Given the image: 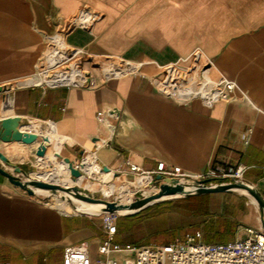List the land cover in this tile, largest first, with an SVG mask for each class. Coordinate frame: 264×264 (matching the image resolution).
<instances>
[{"label": "crops", "instance_id": "1", "mask_svg": "<svg viewBox=\"0 0 264 264\" xmlns=\"http://www.w3.org/2000/svg\"><path fill=\"white\" fill-rule=\"evenodd\" d=\"M83 12L92 16L87 26L74 21ZM52 38L67 52L79 50L74 60L95 86L24 83L43 64ZM195 50L235 80L250 102L235 94L207 106L161 93L165 65ZM93 57L123 63L96 65ZM102 63L138 67L106 76ZM1 87L0 119L61 124L72 135L66 142L73 160L79 159V136L98 138L84 155L91 149L112 169L125 168L127 158L145 168L164 162L191 175L241 165L244 182L264 197V0H0ZM114 108L120 114L110 113ZM39 141H0L6 147L0 151L28 173L44 158L35 155ZM40 195H28L0 174V262L62 264L64 249L80 244L97 257L104 238L100 217L63 212ZM243 199V212L231 218L235 230L260 224L257 206Z\"/></svg>", "mask_w": 264, "mask_h": 264}, {"label": "built area", "instance_id": "2", "mask_svg": "<svg viewBox=\"0 0 264 264\" xmlns=\"http://www.w3.org/2000/svg\"><path fill=\"white\" fill-rule=\"evenodd\" d=\"M91 19L92 16L88 12H83L74 21L81 26H87ZM61 45L55 42L49 44L47 54L43 64L37 70V74L54 76L55 73H61L63 79L51 83L43 81L34 84L66 87L95 86L96 84L90 78L89 73L84 72L81 64L74 60L79 50L74 49L67 52L64 45ZM92 63L98 65L94 61ZM211 66L212 61L205 58L200 50H195L190 56L165 65L167 77L157 84V89L164 95L179 101L199 98L207 106H212L219 100L232 99L235 94L250 102L246 93L235 80L222 73L212 76L209 72ZM137 67L136 64L131 63L130 66L115 68L105 75L118 76ZM102 114L103 112L97 113L98 116ZM24 120L23 125L34 123L39 127L48 126L50 122V120L30 118H24ZM21 130L31 134L29 129L21 128ZM247 133L249 134L251 131ZM33 135L40 140L39 143L41 144L43 134L37 132ZM50 141L51 146L53 142ZM248 141V136L243 139L244 143ZM89 153L92 156L94 151L92 152L90 149ZM93 161L96 163V174H98L103 170L102 166L105 164L95 157ZM74 165L79 168V163L75 162ZM125 165L126 167L123 169L109 167L104 180L98 177L91 178L104 185L114 183L116 179L124 183V180L131 178L137 182L131 187L127 186L126 183V187L122 191L120 189L114 190L112 194L108 195V198L112 197V200L125 202V198H128V201H133L138 196H136L137 193L145 196L143 191L146 189L157 192L159 185L171 177L186 182L206 180L209 184H225L242 181L245 171L241 165L235 167L213 165L201 174L191 175L185 173L179 166H167L164 162H157L154 167L145 168L128 158L125 160ZM113 172L116 173V176H112ZM156 175L161 176L159 181L155 179ZM99 215L104 238L97 246L98 256L93 259L85 245H75L64 249L62 264H264V229L261 218L257 227L240 226L236 230L234 239L227 242H204L202 240L203 233L196 230L194 233L188 234L184 241L136 246L130 243L120 245L114 241L119 217L117 214L103 212ZM113 255H119L120 260L119 257ZM0 264L10 263L5 261L0 262Z\"/></svg>", "mask_w": 264, "mask_h": 264}, {"label": "rangeland", "instance_id": "3", "mask_svg": "<svg viewBox=\"0 0 264 264\" xmlns=\"http://www.w3.org/2000/svg\"><path fill=\"white\" fill-rule=\"evenodd\" d=\"M258 1V0H253ZM94 62L98 64L101 61H109L111 63L122 64L123 62L117 59L103 58V57H93ZM212 76H215L219 73V70L213 69L210 72ZM31 134L37 133L30 131ZM35 139H31L29 143H25L27 146L34 144ZM67 141V140H66ZM65 141V142H66ZM2 148L5 145L0 143ZM68 151V156H70L69 151L70 145L68 146L67 142L64 143ZM39 145L37 146V148ZM36 148V149H37ZM81 148V149H80ZM79 159L75 160L76 163H79L84 155V150L80 147ZM9 153V150H5ZM11 152V151H10ZM71 157V156H70ZM40 161H34V166L30 167V170L27 174L32 177L46 179L45 176H37L32 174L39 170L38 164ZM83 175L91 180L98 182L97 180H92V177H96L95 174L89 173ZM241 182H244L242 179ZM124 183H127V186L133 185L132 179L124 180ZM245 183V182H244ZM121 185V182L116 180V185L114 190L118 189ZM77 187V186H74ZM81 192L85 194L93 195V197H102L104 199L112 200V197L108 198V194L92 190H88L82 187H77ZM145 191V190H144ZM143 191V192H144ZM119 192V191H118ZM55 194L57 196H55ZM58 192L50 193L48 195H40L45 200L55 207H59V199L61 196ZM140 195L139 193L136 194ZM165 196V195H164ZM202 196V197H201ZM248 198L251 199L249 195ZM247 198L241 192H222V193H211L206 195H191L186 197H172L161 200L157 203L158 205H149V209L130 216H119L117 220V236L115 237V242L120 245H125L130 243L132 245H143V244H167L177 242L178 240L184 241L188 234L194 233L196 230H200L203 233L202 240L206 242L205 237H209L207 242L210 243H222L223 240L214 236V233L209 231V229H218L221 228V219H227L228 221L234 222L231 219L234 215L237 217L244 210V202ZM131 202V201H130ZM156 204V203H154ZM61 210V209H60ZM63 212H73L67 208H62ZM98 213V214H96ZM102 211H91L92 216L100 217ZM243 226V225H242ZM240 227V226H239ZM237 227V229L239 228ZM236 229V230H237ZM215 230V231H216ZM236 230L230 238L231 241L235 237ZM114 257H119V255H113ZM129 257V256H127ZM96 258V257H95ZM120 260V257H119Z\"/></svg>", "mask_w": 264, "mask_h": 264}, {"label": "water", "instance_id": "4", "mask_svg": "<svg viewBox=\"0 0 264 264\" xmlns=\"http://www.w3.org/2000/svg\"><path fill=\"white\" fill-rule=\"evenodd\" d=\"M2 87L0 88V90ZM110 113L113 114H120V111L117 108L111 109ZM25 122L24 118L14 115V116H6L0 119V141L2 142H22V143H29L31 139H35L34 135L28 134L27 132H24L21 130V125H23ZM68 122H72V120H68ZM41 144L39 147L35 150L36 156H43L44 150H48L51 144V141L48 137L42 136L41 137ZM99 140L98 138H94L92 140H89L91 143H96V141ZM63 160L65 163H67L70 175L73 178H76L81 175V167H82V160L79 162V168L75 167L74 163L75 160H73L70 156L63 157ZM4 166L9 167L10 170H6ZM102 169L104 171H108L109 167L106 165L102 166ZM0 174L4 176L10 183H12L14 186H17L24 190L28 195H35L37 194L35 192L36 188L41 189H47L51 193L58 192L59 194L64 193H70L76 198L89 202V203H95V204H101L102 205V213H113L117 214L118 216H130L134 215L147 206L157 203L161 200L172 198V197H186L191 195H205V194H211V193H222V192H236L233 189L234 188H240L246 191L247 194H244L246 197L249 195L254 199V204L257 206L260 217L262 220V226L264 229V197L262 194L253 186L238 181V182H231V183H217V184H209L206 182V180H197L192 182H186L179 180L177 178L171 177L165 179L163 183L159 185V190L152 194V196H141L138 195L133 201L131 202H120L118 200H105L101 197H93L90 194H85L81 192L77 187H64L60 186L58 184L46 182L44 180L36 179L31 177L29 174H27L21 166L11 161L7 156H5L0 151ZM112 176H116V173L113 172ZM155 179L159 181L161 179L160 175H156ZM168 183H177L180 186H187L189 190L180 191L173 196H168L167 198H160L163 195L168 194V190L166 189V185ZM250 199V198H249ZM251 200V199H250ZM151 201L150 204L148 202ZM129 209H136L134 212H127L124 211ZM82 213V212H78Z\"/></svg>", "mask_w": 264, "mask_h": 264}, {"label": "bare ground", "instance_id": "5", "mask_svg": "<svg viewBox=\"0 0 264 264\" xmlns=\"http://www.w3.org/2000/svg\"><path fill=\"white\" fill-rule=\"evenodd\" d=\"M53 42L59 45L63 44L60 38L53 39L51 43ZM115 68L117 67L110 66L106 63L101 64V69L104 73H110ZM213 69L214 68L211 66V68L209 69V72H212ZM62 79L63 77L61 73H55L54 76L53 75L46 76L43 74H37V71H36L30 77L26 78L24 83L31 84V83H40L43 81L51 83V82L60 81ZM62 123L66 124V122H62ZM21 128L29 129V131L41 132L43 136L48 137L49 140H52L53 142L52 145L49 147V149L46 150V153H44V158L40 160V163L38 164L39 170L37 172H33L32 174H35L37 176H45L46 179L50 181V183L58 184L60 186H64L68 188L77 186V187H82L88 190H92L93 192L95 191L102 192L103 195L108 194V193L110 194L114 191L116 182L108 184V185H104L100 182L91 181L83 175V173L84 174L93 173L99 179L101 180L105 179L107 171L102 170L100 173L96 174V167H95L96 163L93 161V158L94 157L97 158L98 156L96 153H94L92 156L89 153L83 155V158H82L83 164L81 167L82 174L80 176L73 178L70 175L69 167L67 163L64 162L63 157L68 156V151L66 147L64 146V142L72 138V135L68 131V129L61 126V124L49 122L48 126L39 127L38 125L32 123V124L21 125ZM75 139H76V142L82 147L83 150L91 145V142L87 138L77 136ZM36 179H39V178H36ZM40 180L46 181L45 179H40ZM120 182H121V185L119 189L120 191H122L123 188L126 187L125 186L126 183H123V181H120ZM132 183L137 184L135 180H132ZM166 189L168 190V194H166L165 196L163 195L160 198H167L168 196H173L174 194L180 191L189 190L187 186H180L177 183H168L166 185ZM233 190L236 192L247 194L245 190L240 189V188H234ZM35 192L38 194H42V195H48L51 193L49 190L41 189V188H36ZM143 193L145 196L149 197V196H152V194L156 193V191L152 192V190L146 189ZM59 196L61 197L59 199L60 204L58 208L61 210L62 208H67L68 210H71V211L73 210L74 212H77V213L82 212V213L89 214V215H93V214H90L91 211H102L101 204L89 203V202L80 200L70 193L62 192L60 193ZM125 199H126L125 202H130L127 200L128 198H125ZM105 200H108V199H105ZM251 202L252 203L255 202L252 197H251ZM150 203L151 201L148 202V204ZM135 210L136 209H129L124 212L125 213L134 212Z\"/></svg>", "mask_w": 264, "mask_h": 264}, {"label": "trees", "instance_id": "6", "mask_svg": "<svg viewBox=\"0 0 264 264\" xmlns=\"http://www.w3.org/2000/svg\"><path fill=\"white\" fill-rule=\"evenodd\" d=\"M206 195V194H205ZM159 203H156V204H153V205H158ZM149 207L151 206H147L146 208H144L143 210H141L140 212L142 211H145L147 209H149ZM138 212V213H140ZM137 214V213H136ZM135 215V214H134ZM221 223L219 225H221V228H218L217 230L216 229H209V231L213 232L214 233V236L219 238V239H222L223 242H227L228 240H230V238L232 237L234 231H235V226H236V223L235 222H231V221H228L227 219H221ZM216 230V231H215ZM208 238L209 237H205V239L208 241ZM206 241V242H207ZM209 243V242H208Z\"/></svg>", "mask_w": 264, "mask_h": 264}]
</instances>
